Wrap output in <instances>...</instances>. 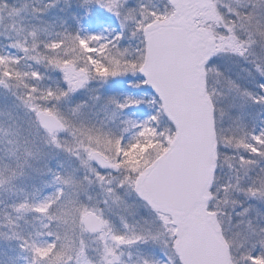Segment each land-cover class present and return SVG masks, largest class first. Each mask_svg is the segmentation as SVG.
<instances>
[{"label":"snow or ice","instance_id":"snow-or-ice-1","mask_svg":"<svg viewBox=\"0 0 264 264\" xmlns=\"http://www.w3.org/2000/svg\"><path fill=\"white\" fill-rule=\"evenodd\" d=\"M0 264H264V0H0Z\"/></svg>","mask_w":264,"mask_h":264}]
</instances>
